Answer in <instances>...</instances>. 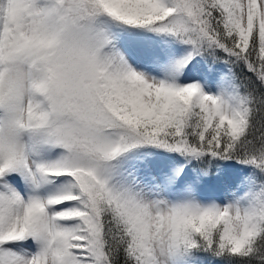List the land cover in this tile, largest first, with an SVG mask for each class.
I'll return each instance as SVG.
<instances>
[{"label":"snow or ice","instance_id":"1","mask_svg":"<svg viewBox=\"0 0 264 264\" xmlns=\"http://www.w3.org/2000/svg\"><path fill=\"white\" fill-rule=\"evenodd\" d=\"M0 264H264V0H0Z\"/></svg>","mask_w":264,"mask_h":264}]
</instances>
